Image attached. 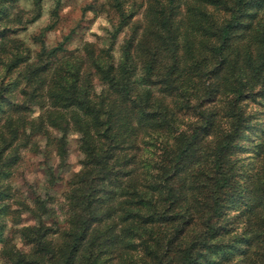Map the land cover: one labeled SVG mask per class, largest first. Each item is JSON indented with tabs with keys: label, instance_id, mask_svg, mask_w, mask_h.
<instances>
[{
	"label": "trees",
	"instance_id": "obj_1",
	"mask_svg": "<svg viewBox=\"0 0 264 264\" xmlns=\"http://www.w3.org/2000/svg\"><path fill=\"white\" fill-rule=\"evenodd\" d=\"M14 1L0 0V264H264V0H145L140 21L142 4H87L100 45L41 32L33 57L15 33L41 0L26 16ZM71 131L60 220L49 188L26 196L14 177L38 139L62 170Z\"/></svg>",
	"mask_w": 264,
	"mask_h": 264
},
{
	"label": "rangeland",
	"instance_id": "obj_2",
	"mask_svg": "<svg viewBox=\"0 0 264 264\" xmlns=\"http://www.w3.org/2000/svg\"><path fill=\"white\" fill-rule=\"evenodd\" d=\"M106 0H41L40 16L33 22L29 23L25 28L19 29L15 36L22 39L26 45H29L32 51V57L40 47L33 37L41 32L45 33L43 39L48 46H52L61 41L64 36L70 35L69 48L79 47L85 40H93L100 45L101 39L97 36L105 38V26L107 22L102 13L96 14L92 11H83L87 4H101ZM135 2L142 4L139 12L133 18L141 20L144 9L145 0H128V3ZM15 9H21L26 13L31 12L34 7L35 0H15ZM57 9L58 17L55 20L53 10ZM54 23V27L44 31V28ZM123 34L118 38V44L121 43ZM68 157L62 170L57 167L58 158L55 155L52 146H45L43 140L38 139L37 149L27 148L22 152V157L18 162L15 172L14 184L20 193L28 196L31 191L44 193L51 191L54 199L55 213L60 220L63 214L59 209L60 195L64 191L66 180L70 175L78 170L79 160L81 158L78 149V136L75 132L68 133ZM54 167L55 174L59 176L55 185L48 187L46 175L44 172L45 165Z\"/></svg>",
	"mask_w": 264,
	"mask_h": 264
}]
</instances>
